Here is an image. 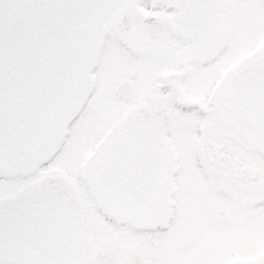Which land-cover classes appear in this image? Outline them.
Listing matches in <instances>:
<instances>
[{"label": "flooded vegetation", "instance_id": "flooded-vegetation-1", "mask_svg": "<svg viewBox=\"0 0 264 264\" xmlns=\"http://www.w3.org/2000/svg\"><path fill=\"white\" fill-rule=\"evenodd\" d=\"M105 22L95 86L69 134L81 117L104 133L147 106L166 113L178 156L171 214L145 228L102 214L81 184L93 210L83 264H264V117L230 91L233 73L264 54V0H120ZM45 172L0 176V195ZM48 202L23 198V219L46 225L33 209ZM0 264L13 263L0 254Z\"/></svg>", "mask_w": 264, "mask_h": 264}, {"label": "water", "instance_id": "water-1", "mask_svg": "<svg viewBox=\"0 0 264 264\" xmlns=\"http://www.w3.org/2000/svg\"><path fill=\"white\" fill-rule=\"evenodd\" d=\"M118 1L0 0V174L32 173L57 153L93 88L92 69L106 33L104 17ZM249 77L262 83L250 82L244 100L264 115V70ZM132 115L125 113L99 140L82 164L80 179L108 217L146 227L170 212L173 177L167 167L173 163H161L166 169L150 177L119 175L126 171L115 159V145L126 142L131 150L137 132ZM147 140L165 141L164 157L172 156L173 147L161 132L150 130ZM23 189L58 190L52 197L64 205L62 218L50 239L20 235V225L8 227L7 197H1L0 252L15 264H82L91 243V210L77 183L53 173Z\"/></svg>", "mask_w": 264, "mask_h": 264}, {"label": "rangeland", "instance_id": "rangeland-1", "mask_svg": "<svg viewBox=\"0 0 264 264\" xmlns=\"http://www.w3.org/2000/svg\"><path fill=\"white\" fill-rule=\"evenodd\" d=\"M106 118L107 115H105V119ZM83 124L84 118L81 117V119L74 125L72 134L68 142L64 145L61 153L52 160L53 162L49 166L51 170L57 169L67 171L73 175L76 174L78 162L83 158L85 152L90 148L94 140L101 134L100 132H93L91 128H88L86 125L83 126ZM187 135V132L182 134V136ZM2 186L0 184V189ZM261 235L264 237V232L263 234L261 233L260 236Z\"/></svg>", "mask_w": 264, "mask_h": 264}]
</instances>
